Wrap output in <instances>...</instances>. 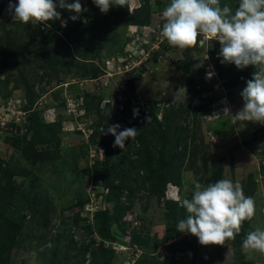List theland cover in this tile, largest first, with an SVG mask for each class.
<instances>
[{"label":"rangeland","instance_id":"374dc122","mask_svg":"<svg viewBox=\"0 0 264 264\" xmlns=\"http://www.w3.org/2000/svg\"><path fill=\"white\" fill-rule=\"evenodd\" d=\"M84 2L93 5L92 11L75 21L70 19L75 12L57 9L66 21L62 26L61 20L26 25L9 13V0H0V185L12 187L0 201V240L11 245L3 264H61L67 250L71 264H102L104 259L108 264H203L205 252L220 254L207 264H264V255L242 251L243 242L238 250L232 240L202 246L194 235L176 230L188 215L177 198L191 199L195 183L210 174L200 168L202 154L207 166L212 160L221 163L222 179L238 181L245 196L254 199L255 216L242 222L243 231L264 229V125L235 122L224 111L242 109L246 85L226 87L228 79L215 70L213 79L206 75L215 68L206 59L214 40L198 37L197 46L188 50L168 44L161 32L170 0H131L129 8L114 6L106 14L93 0ZM220 3L235 11L239 0ZM165 115L173 125H187V143L195 151L178 157L160 197L148 193L141 171L132 170L134 197L129 202L125 191L120 196L130 207L118 210V220L112 218L107 235H101L95 213L113 204L96 194L102 189L96 182L105 149L115 139L102 129L135 127L157 151ZM32 117L59 127L57 146L35 145L50 150L51 157L35 162L22 146L23 136L32 135ZM137 144L136 137L128 138L124 149L114 147L111 160L129 167ZM165 199L172 200V209ZM16 223L21 226L10 242L8 232ZM167 233L172 238L163 240ZM134 234L146 243L134 241ZM186 239L194 248L201 246L194 263Z\"/></svg>","mask_w":264,"mask_h":264},{"label":"clouds","instance_id":"9594fccd","mask_svg":"<svg viewBox=\"0 0 264 264\" xmlns=\"http://www.w3.org/2000/svg\"><path fill=\"white\" fill-rule=\"evenodd\" d=\"M130 2L93 0L105 14L114 6L129 8ZM58 8L77 13L70 17L73 21L85 11L80 0H18L15 4L9 0L8 11L26 25H47L49 21L61 20ZM162 15L161 35L171 47L188 50L197 46L198 37H206L208 41L219 42L221 63L234 64L241 70L250 65L256 68L240 93L244 101L242 109L235 114L227 108L224 111L235 122L264 125V0H239L235 11L228 5L221 6L220 0H170ZM61 24L66 26V21L61 20ZM212 71L208 77L213 79ZM136 107H132L133 117L138 115ZM120 128L119 124H112L106 131L103 128L102 133L115 136L113 147L124 149L125 141L134 139L138 130ZM176 202L188 213L185 219L179 220L176 230L194 235L202 246H224L226 241L235 240L242 222L252 220L256 213L254 199L245 196L238 181L230 179L207 185L195 183L191 199L177 198ZM242 251L264 255V229L257 227L248 232Z\"/></svg>","mask_w":264,"mask_h":264},{"label":"trees","instance_id":"16d2710c","mask_svg":"<svg viewBox=\"0 0 264 264\" xmlns=\"http://www.w3.org/2000/svg\"><path fill=\"white\" fill-rule=\"evenodd\" d=\"M85 11L78 14L79 16H89L93 5H91L90 2H84V0L80 1ZM127 9V7H123ZM77 15V13H76ZM141 24V23H139ZM200 39H198L199 43ZM213 47L211 50L208 51V59L211 60L215 68L213 67V77H215V72L218 74L220 78H226L228 79V82L224 85L230 86V85H237V84H245L247 80L252 79L254 72H248L241 69H238L233 64H227V63H221L222 57L218 56L219 50H220V44L218 41H213ZM210 63V62H208ZM182 67H186L187 63L183 62L181 64ZM215 70V72H214ZM31 103V102H29ZM165 118V127L162 128L160 124V131H159V143L161 144V148H159L157 151H154L151 147L148 146V143L146 142V137L142 135H137L136 139L138 142V146L135 150V158L133 163L129 165V167H118L119 165L116 164V162L112 161V155L114 152L113 144L106 147L104 152V159H103V165L99 169L100 170V176L96 184L100 186L102 189L99 190L96 194H99L103 196V200L105 203L111 202L113 204L112 209H109L107 206L97 210L96 215L98 216L99 222H100V228L99 231L101 235L106 236V228L108 226L109 221L114 218L118 220V215L116 213L118 210H126L130 207V205H125L121 202L120 196L122 192H126V199L127 201L131 202L132 198L134 197L135 189L133 188L131 184V180L133 179L131 177V171L136 170L138 172L141 171L142 178L149 183L147 190L148 193L151 195H156L157 197L164 195L163 190L161 188V185L163 182L166 181L167 178L173 179V175L175 174V161L178 160L179 156H186V153H192L194 152L195 148L192 146H189L188 141V134L189 130L187 129V125H181V124H172V120L167 115L164 116ZM185 119V118H184ZM33 123L30 126V129L32 130V135L29 139H26V137L23 136L22 141L25 142L23 146V151L25 153V157L31 160V162H35L39 159H44L47 157H51L52 152L50 150L45 149H36V144H47L51 143L55 146H57L59 143L54 142V135L56 134L57 129L59 128L57 124H54L52 122L47 124H41L36 121L34 117H32ZM115 140V139H114ZM202 143L200 142L199 145ZM197 145L196 147H198ZM178 148H180L178 150ZM194 155V153H193ZM202 163L200 168L203 170V172H209L210 174L206 177L199 178V183L203 185H207L209 183H215L216 181L222 179V165L220 162H214L212 160L211 167L206 164V154H202L201 156ZM1 170V169H0ZM95 171L97 168L95 167ZM251 185V184H250ZM9 187V188H8ZM10 184H4L0 185V201L2 198L6 196V194H11ZM5 192H8L5 194ZM165 206L167 208H171L172 206V200L165 199L164 200ZM172 209V208H171ZM41 213L44 211V208H41ZM109 210H113L111 213ZM185 211V209H184ZM245 224V222H244ZM21 224L16 223L15 228L12 232H8L9 235V241L11 242L13 240L14 235L16 234L18 228H20ZM247 232L243 231V228L241 227V232L236 236L235 240H232L234 243L235 248L240 246V244L243 242V240L246 238ZM2 238L3 235L1 236ZM172 238L171 233H167L166 236L163 238V240ZM132 239L138 243H146L145 237H141L139 234H134L132 236ZM193 240V239H192ZM0 264H3L5 260V255L8 254L11 245L7 244L3 240H0ZM184 242H187L188 247L185 249H189L192 252V262L194 263L196 261V257L198 255L197 250L201 248V246H197V248L193 247V241L185 240ZM175 245V244H173ZM181 250H184L181 248ZM220 258V254L218 252L215 253H207L205 252V255L202 258V263L207 264V260L213 261L216 258ZM72 258V255H70L69 251L67 250L66 253L63 255V259L61 260V264H71L70 260ZM208 261V262H209ZM102 264H108V260L104 259V262ZM139 264H147L145 261H141Z\"/></svg>","mask_w":264,"mask_h":264},{"label":"built area","instance_id":"2783aa9c","mask_svg":"<svg viewBox=\"0 0 264 264\" xmlns=\"http://www.w3.org/2000/svg\"><path fill=\"white\" fill-rule=\"evenodd\" d=\"M134 67H137L138 68V66H134ZM126 72H127V70H125ZM209 73V72H208ZM208 73L206 74L207 76H208Z\"/></svg>","mask_w":264,"mask_h":264},{"label":"bare ground","instance_id":"6f19581e","mask_svg":"<svg viewBox=\"0 0 264 264\" xmlns=\"http://www.w3.org/2000/svg\"><path fill=\"white\" fill-rule=\"evenodd\" d=\"M90 212V211H89Z\"/></svg>","mask_w":264,"mask_h":264}]
</instances>
